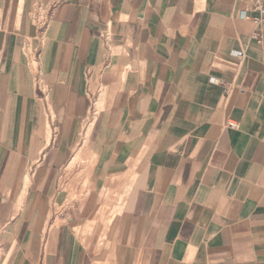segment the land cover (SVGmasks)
I'll return each instance as SVG.
<instances>
[{
	"label": "crops",
	"instance_id": "obj_1",
	"mask_svg": "<svg viewBox=\"0 0 264 264\" xmlns=\"http://www.w3.org/2000/svg\"><path fill=\"white\" fill-rule=\"evenodd\" d=\"M250 5L0 0V264H264V41L241 18ZM78 174L83 207L60 184ZM107 192L124 204L103 225Z\"/></svg>",
	"mask_w": 264,
	"mask_h": 264
},
{
	"label": "built area",
	"instance_id": "obj_2",
	"mask_svg": "<svg viewBox=\"0 0 264 264\" xmlns=\"http://www.w3.org/2000/svg\"><path fill=\"white\" fill-rule=\"evenodd\" d=\"M251 14V15H249ZM33 18L36 22V24L41 28L42 33L45 32V29L51 19V14L48 10L42 5L38 4L34 10ZM242 19H248L251 20L253 25L256 27V31L253 34V37L257 40L259 44H261L264 41V0H251V5L248 10H245L241 14ZM111 28V27H110ZM110 28L102 34V37L104 39L105 45L110 49L109 42L111 41V30ZM237 70L241 66L244 58H245V52L240 51L237 53ZM35 62V61H33ZM35 67V65H34ZM212 81H215L212 79ZM38 89L41 92V97L46 105V107L50 110L51 109V102H50V89L48 86H46L43 81L38 79L37 82ZM226 95L228 96L232 90V84H227L225 86ZM227 126L232 129H236L238 127V124L233 121H228Z\"/></svg>",
	"mask_w": 264,
	"mask_h": 264
},
{
	"label": "rangeland",
	"instance_id": "obj_3",
	"mask_svg": "<svg viewBox=\"0 0 264 264\" xmlns=\"http://www.w3.org/2000/svg\"><path fill=\"white\" fill-rule=\"evenodd\" d=\"M109 46L112 53L117 54L119 52V49L115 47L112 41L109 42ZM100 70H102V68H100L97 72H99ZM90 90L92 95L95 97V99H98L100 95H102V97L106 100L108 96V89L103 86L101 81H99V79L97 78V74L90 80ZM86 124H88V119L86 121ZM76 177H77L75 179L76 183H73V186L70 183H66L65 179L62 180L60 184L62 190L68 192L69 195L66 205H69L75 199L81 202V205L83 207L87 200L86 197L84 196V193L86 189H88V186H90L91 184L87 182V176L81 177V174H78ZM79 186L80 188H78ZM112 194L114 196L112 198H109L108 195H110V193L107 192L106 198L102 199V202L100 204V209L98 210V214L95 216L94 222L99 221L101 224L106 225L110 220V218L113 216V213L111 215L107 214V212L109 211V207L114 206L113 212L115 213L117 206L119 207L123 206L124 198L122 197L119 198L118 196H115L116 195L115 192ZM57 207L59 209L61 206L58 205Z\"/></svg>",
	"mask_w": 264,
	"mask_h": 264
},
{
	"label": "bare ground",
	"instance_id": "obj_4",
	"mask_svg": "<svg viewBox=\"0 0 264 264\" xmlns=\"http://www.w3.org/2000/svg\"><path fill=\"white\" fill-rule=\"evenodd\" d=\"M95 108H96V106H95ZM94 110H95V109H94ZM96 113H97V112H96ZM97 114H98V113H97ZM88 132H89V131H88ZM85 139H86V136L84 135V136H83V140L85 141ZM81 147H82V146H81ZM78 160H80V158H79V159H75L73 163H74V164H77V161H78Z\"/></svg>",
	"mask_w": 264,
	"mask_h": 264
}]
</instances>
